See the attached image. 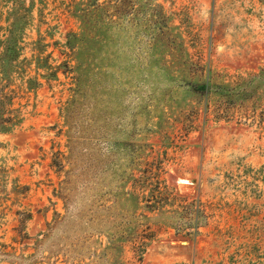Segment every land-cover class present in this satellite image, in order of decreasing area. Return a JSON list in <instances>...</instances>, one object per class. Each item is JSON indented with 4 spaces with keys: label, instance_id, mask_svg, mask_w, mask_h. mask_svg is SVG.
Instances as JSON below:
<instances>
[{
    "label": "rangeland",
    "instance_id": "rangeland-1",
    "mask_svg": "<svg viewBox=\"0 0 264 264\" xmlns=\"http://www.w3.org/2000/svg\"><path fill=\"white\" fill-rule=\"evenodd\" d=\"M0 89V264H264V0H0Z\"/></svg>",
    "mask_w": 264,
    "mask_h": 264
},
{
    "label": "trees",
    "instance_id": "trees-1",
    "mask_svg": "<svg viewBox=\"0 0 264 264\" xmlns=\"http://www.w3.org/2000/svg\"><path fill=\"white\" fill-rule=\"evenodd\" d=\"M6 58H5V62L7 61H14L15 59H17V52H18V48H17V43H16V39L15 37L10 38L9 40L6 41ZM194 65V63H193ZM205 74H207L205 77H208L211 75V71L210 69L206 68L204 69ZM202 75V74H201ZM255 78H257L255 76ZM200 89V94H208L210 88V84L209 82H205L204 84L200 85L199 87ZM12 103V99H10L9 95L5 92H3V90L0 89V130L3 132H6L8 130H10V128L12 126H15L16 123L18 122V119H15L14 117H12V115L7 112L9 111L8 109V105H11ZM3 111H5L3 113ZM152 173L149 174V176H145V178H147L148 181H153L155 180V182H153L151 185L153 186L154 190V197L155 199H159L160 197L164 196L166 194V192L168 191L166 186H162V182L159 181V178L151 176ZM193 203V202H192ZM200 203V202H199ZM201 204V203H200ZM199 204V212H200V207L201 205ZM192 205V204H190Z\"/></svg>",
    "mask_w": 264,
    "mask_h": 264
}]
</instances>
